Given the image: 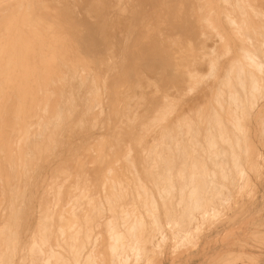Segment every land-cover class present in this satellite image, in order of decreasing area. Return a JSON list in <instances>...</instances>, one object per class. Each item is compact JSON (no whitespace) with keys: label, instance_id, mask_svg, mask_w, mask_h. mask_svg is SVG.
Masks as SVG:
<instances>
[{"label":"bare ground","instance_id":"bare-ground-1","mask_svg":"<svg viewBox=\"0 0 264 264\" xmlns=\"http://www.w3.org/2000/svg\"><path fill=\"white\" fill-rule=\"evenodd\" d=\"M260 29L264 0H0V264H39L43 251L16 248L26 239L68 260L62 242L92 225L104 202L120 218L94 223L131 229L133 240L136 211L158 224L165 203L153 209L157 196L138 208L136 181L167 180L186 145L204 140V114H217L205 128L209 149L213 131L223 146L213 159L237 144L241 116L263 87L250 72V36ZM187 191L193 206L201 190Z\"/></svg>","mask_w":264,"mask_h":264},{"label":"rangeland","instance_id":"rangeland-1","mask_svg":"<svg viewBox=\"0 0 264 264\" xmlns=\"http://www.w3.org/2000/svg\"><path fill=\"white\" fill-rule=\"evenodd\" d=\"M259 32L260 33L257 35L250 36V44L252 45L251 50L255 51V56L251 59L252 68L250 72L252 75L251 80L256 81L258 84L262 83L263 87L261 86V93L259 95V92H257L255 96L251 98L249 103H251V101H253V103H251L249 111L242 114V116L245 115L244 117L241 116V118H243L241 119V123L245 120V123L244 121L243 123L246 126L242 123V126L245 127H242L240 132H236L238 145L233 142L230 148L231 150L228 149V151L225 149L224 151L226 153H224L227 155L224 156L225 158H223V160H219V158L213 159V156H218V154H220V149L223 148V146L216 140V131H213L214 133L212 132V134L209 135L210 137L213 135L212 138L214 137L213 139L217 141L215 147L209 149L208 144L205 142V138L208 136V130L206 129H210V124L211 126L214 124L217 114H204L207 119L202 116L204 120L203 126L201 127L202 131L200 132L201 135L203 134L202 137L204 140L199 137L202 141L198 147L196 146L197 149L194 148V150L188 146V144L186 145L185 152L186 156L188 154L187 160L184 159L182 165L180 162L179 165H177L178 160L174 162L175 165L172 163L174 166L172 164L170 165L172 169L169 166L171 173L168 176L169 178L165 177L167 180H164V177L161 179L159 177V180H155L152 176L144 177L146 181L144 180L143 183L145 187L148 186V193L143 192L145 187L141 180L139 179L136 181V185H140L136 186L138 187L136 191L139 189L138 192L140 193L137 192L136 195L138 196H136V198L132 196L130 198L131 202H133V199L140 201H136V204L140 203L137 204L139 207H136L140 208V205L144 203L141 200L144 201L145 199L146 202L149 203V206L152 207V201L157 196V202L152 207L153 209L156 207L159 208L165 203V207L163 206L164 209L162 208V210L160 208L157 211L159 216L158 224L154 223L155 219H153V214L151 212H146V210L136 211V218L138 217V219L141 220V224L136 225L134 230L136 240H133L129 238L128 235L131 229L118 228L116 225L107 224L105 222L101 224L97 222L94 223L100 215L104 216L105 213H107L106 215L109 214L108 216H104L105 219L115 217L119 220L120 218V214L118 213L121 212V210L118 212L119 208H116L115 210L117 211L113 210L109 213L107 209L108 204H106V206L104 202V204H102L103 211H100L101 214L96 212L98 214L97 218L95 217L97 216L96 213H94L96 214L95 216L93 214L91 215L94 216L93 218L91 217L93 221L92 225L87 224V226L84 227L77 229L73 228L72 232L74 233V238L72 240L67 239V243H65L66 239L62 242L64 248L62 245L61 247L65 251L63 249L62 251L59 246L62 253L68 256V260L47 257L48 242L38 246L37 242L32 241L33 239H26L16 246V248L24 250L27 255L32 256L35 255L31 254L33 252L43 251L44 254H40L42 257L44 256V258L39 264H264V66L261 65V58L264 57V30L261 33L260 29ZM222 115L218 117H220V120L223 121L225 125H228V118L230 116L228 114ZM205 122L206 124L204 127ZM246 128L247 131L249 129L248 134L245 130ZM213 130L215 129L213 128ZM199 150L203 154H201ZM233 150H236V153ZM240 153L243 156H240ZM231 154H239L237 158L238 162L231 159ZM200 156L203 157L201 158ZM192 158L200 161V167L194 163L195 161L192 162ZM219 162L222 165H220ZM239 162H242V164ZM188 163L191 165L189 164L188 166ZM177 166H180V168H177ZM238 166L241 167L240 172L243 173V175L237 173ZM193 168L196 169L194 170L195 172L192 171ZM187 171L188 174L186 175ZM209 171H213L214 176L209 177ZM230 171L234 174H231ZM184 172L185 174H183ZM177 173H180V176ZM192 173L194 175H192ZM194 176L197 178L195 179ZM228 176H230V180ZM148 178L151 179L149 180ZM153 179L156 182H154ZM180 183L181 185H179ZM152 185H154V187ZM159 186L162 187L160 188ZM181 186L187 188H198L199 186L201 192L194 193L196 203L193 206H189L190 204L187 203L188 200H191L192 195L188 194L187 188L181 190ZM168 187L171 189L169 190ZM159 192L161 193L159 194ZM120 200L128 201V197L122 195ZM169 202H171V204ZM133 206H135V204ZM114 212H116L117 215H115L116 213ZM234 212L237 214L235 215ZM126 214L127 211L125 210L123 215ZM118 233H123L126 238L122 241L114 242L113 236ZM68 241L71 242L69 243Z\"/></svg>","mask_w":264,"mask_h":264}]
</instances>
